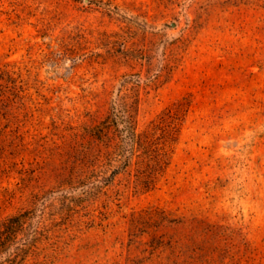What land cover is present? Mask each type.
<instances>
[{"label":"rangeland","instance_id":"rangeland-1","mask_svg":"<svg viewBox=\"0 0 264 264\" xmlns=\"http://www.w3.org/2000/svg\"><path fill=\"white\" fill-rule=\"evenodd\" d=\"M0 75V264H264V0H0Z\"/></svg>","mask_w":264,"mask_h":264},{"label":"trees","instance_id":"trees-1","mask_svg":"<svg viewBox=\"0 0 264 264\" xmlns=\"http://www.w3.org/2000/svg\"><path fill=\"white\" fill-rule=\"evenodd\" d=\"M1 77V75H0ZM110 124V121L103 124L101 128L98 127V129H100V131L105 134V131H107ZM124 126L122 132L120 134L117 133L116 136H118L117 141L115 143V148H119L121 146V144H123L124 140L126 139L127 141H132L133 143H139L141 140V134L140 132H138L137 128L135 125H133V120L132 119H126L124 120ZM109 135H106L108 138L111 137L110 133H108ZM134 145H132L133 147ZM159 168L161 167V165H158ZM158 170V169H157ZM157 170L155 169L154 171L157 172ZM155 172L153 174H155Z\"/></svg>","mask_w":264,"mask_h":264}]
</instances>
